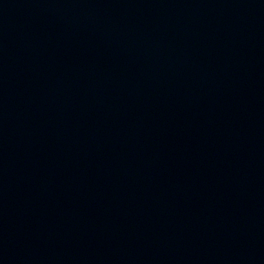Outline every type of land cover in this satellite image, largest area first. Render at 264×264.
I'll list each match as a JSON object with an SVG mask.
<instances>
[{
    "label": "water",
    "instance_id": "95a60500",
    "mask_svg": "<svg viewBox=\"0 0 264 264\" xmlns=\"http://www.w3.org/2000/svg\"><path fill=\"white\" fill-rule=\"evenodd\" d=\"M0 264H264V0H0Z\"/></svg>",
    "mask_w": 264,
    "mask_h": 264
}]
</instances>
